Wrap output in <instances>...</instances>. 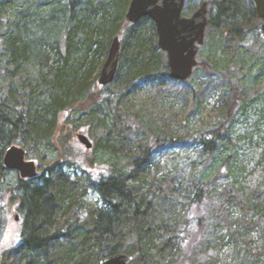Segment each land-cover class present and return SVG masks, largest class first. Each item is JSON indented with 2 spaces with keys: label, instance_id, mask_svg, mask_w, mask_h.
Returning a JSON list of instances; mask_svg holds the SVG:
<instances>
[{
  "label": "trees",
  "instance_id": "obj_1",
  "mask_svg": "<svg viewBox=\"0 0 264 264\" xmlns=\"http://www.w3.org/2000/svg\"><path fill=\"white\" fill-rule=\"evenodd\" d=\"M130 2L0 0V185L9 172L4 156L11 145L65 147L64 115L85 118L91 134L100 131L97 148L111 157L108 173L95 178L85 169L72 179L54 166L38 181L18 180L23 239L4 251L0 264H98L120 251L132 256L130 264H183L197 238L187 221L205 200L218 204L216 221L225 229L205 248L204 264H218L225 248L243 264H264V239L256 246L251 239L264 220V139L239 154L232 127L247 117L239 86L218 79L214 61H198L186 81L171 78L155 23L148 17L128 21ZM208 2L212 51L235 52L264 39L254 0ZM117 34L118 71L102 86L98 75ZM199 68L207 71L205 80L197 78ZM218 89L221 122L202 125L189 142L184 130L203 117ZM134 118L142 130L133 126ZM164 136L172 148H199L191 176L157 169L161 152L155 147ZM88 190L100 206L84 202ZM62 220L63 231L57 228Z\"/></svg>",
  "mask_w": 264,
  "mask_h": 264
},
{
  "label": "rangeland",
  "instance_id": "obj_2",
  "mask_svg": "<svg viewBox=\"0 0 264 264\" xmlns=\"http://www.w3.org/2000/svg\"><path fill=\"white\" fill-rule=\"evenodd\" d=\"M202 1L204 0H187L183 14L191 16ZM212 1L215 2L217 0ZM205 36V42L200 46L197 56L198 61L209 62L210 64L211 61H214V66L217 69L216 77L220 80L237 84L243 99L246 100L245 109L241 113L246 114L247 117L236 120L233 123L232 131L240 141L239 154L247 155L251 142L259 138L264 139V39L252 41L246 48H240L238 51L224 54L220 50H217V52L212 51L210 38H208L209 33L208 35L205 34ZM196 75L197 78L205 80L207 71L199 68L196 71ZM0 81L2 80L0 79ZM226 88L228 89L227 85ZM221 91L222 89L216 90L208 99L203 110V117L193 119V123L189 128L184 130L183 133L189 142L191 138H197L202 125L214 126L221 122V118L218 115V109L221 107V103H219ZM147 96L150 97V93L147 92L138 99V108L144 107V100ZM66 119L70 122H66ZM133 120V126L142 130L143 126H141L139 118H134ZM84 121L85 118L77 115H64L61 118L60 126L63 127L61 134L68 139L65 147L60 144H58L59 148L53 147L51 149L43 148L40 145L29 147L23 144L19 146L26 150L27 160L36 162L40 173L45 172L49 167L59 166L72 179L82 176L85 169L91 173L93 178L98 177L103 172L108 173L111 157L97 148L98 139L101 137L100 131L97 135L96 133L91 134ZM74 125L77 126L75 130L72 129ZM79 133H84L91 139L93 142L92 148L88 149L80 142L78 139ZM170 143V136H164L156 145L155 149L161 152L156 156L157 169L169 170L171 177L176 173L187 175V171L191 169V164L199 155V148H172L174 145ZM246 166H248L247 170H249L253 167V164ZM18 179L17 172L9 170L4 177L3 184L0 185V261L4 251L17 247L23 239L22 223L25 222L24 214H21L20 219L16 220V215L20 214L19 211H16L18 197L15 189H17ZM83 200L86 204L92 206L101 205L99 196L92 190L87 191ZM217 207L218 204L214 205V203L205 200L198 210L190 214L191 217L187 221L186 228L191 235H195L194 237L197 238L192 244L193 246H191L192 249H190L189 253L187 252L188 257L184 256L183 264L206 263L207 251L205 248L209 250L208 247L215 242L216 235L225 229V223L217 224L215 215ZM256 224L251 235L255 246L259 242L262 243V239H264V233L262 232L264 220L258 221ZM66 225V221L62 220L57 228L61 227L63 231ZM249 239L250 237L247 238V240ZM227 251H229V248L221 251L218 264H243L242 259L237 256L235 250H233V255L229 256Z\"/></svg>",
  "mask_w": 264,
  "mask_h": 264
},
{
  "label": "water",
  "instance_id": "obj_3",
  "mask_svg": "<svg viewBox=\"0 0 264 264\" xmlns=\"http://www.w3.org/2000/svg\"><path fill=\"white\" fill-rule=\"evenodd\" d=\"M187 0H131L126 11L130 22H138L144 17L153 20L158 34V44L167 53L170 77L180 81L188 80L198 64L200 46L204 44L206 28L209 23V4L204 0L191 16H185L183 10ZM264 32V0H254ZM122 42L117 34L110 45L108 55L98 75L102 86L111 84L117 74ZM78 139L88 149L93 142L84 133ZM4 167L19 171L21 177L37 176V164L26 159V150L19 145H11L4 156ZM132 256L117 252L103 256L98 264H130Z\"/></svg>",
  "mask_w": 264,
  "mask_h": 264
},
{
  "label": "flooded vegetation",
  "instance_id": "obj_4",
  "mask_svg": "<svg viewBox=\"0 0 264 264\" xmlns=\"http://www.w3.org/2000/svg\"><path fill=\"white\" fill-rule=\"evenodd\" d=\"M12 171H15V172H17V174H18V177H19V181L20 182H22V183H28V182H33V181H38V180H40V178L42 177V175H44L45 173H46V171L45 172H39V169H38V166H37V171H38V174H37V176H35V177H33V178H22L21 177V175H20V173H19V171H17V170H12ZM16 190V189H15ZM16 201V200H15ZM16 202H18V204H17V206H16V211H19V213L20 214H17L16 216V220H18V219H20V215L21 214H23L22 213V210H21V202H20V200L19 199H17V201ZM25 223V222H24ZM24 223H22V227H23V230H24Z\"/></svg>",
  "mask_w": 264,
  "mask_h": 264
}]
</instances>
